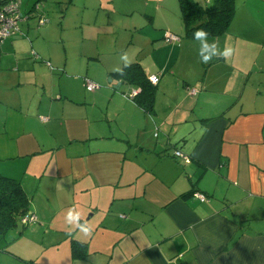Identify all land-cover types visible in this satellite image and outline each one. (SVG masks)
<instances>
[{
  "label": "crops",
  "instance_id": "1",
  "mask_svg": "<svg viewBox=\"0 0 264 264\" xmlns=\"http://www.w3.org/2000/svg\"><path fill=\"white\" fill-rule=\"evenodd\" d=\"M83 2L140 12L134 28L152 53L166 48V32L180 38L179 0ZM166 43L148 64L129 59L159 76L152 113L129 96L140 88L114 71L124 67L117 51L100 60L103 78H81L49 60L36 65L26 34L0 44V175L20 182L43 230L71 232L68 244L51 243L69 247V262L37 263L0 244V264H264V82L250 88L232 67L218 79L216 65L176 68L184 44ZM84 80L98 88L88 91ZM71 207L90 234L62 218L55 224L51 216ZM71 238L87 243L85 259L72 260Z\"/></svg>",
  "mask_w": 264,
  "mask_h": 264
},
{
  "label": "rangeland",
  "instance_id": "2",
  "mask_svg": "<svg viewBox=\"0 0 264 264\" xmlns=\"http://www.w3.org/2000/svg\"><path fill=\"white\" fill-rule=\"evenodd\" d=\"M261 4L258 7L245 0H235L236 12L239 15L235 16L234 22L230 23L222 37H215L219 41L221 50L225 46L230 47L233 49V55L227 62L224 60V62L214 61L204 64L205 67L217 66L212 69L217 79L224 74L222 68L227 70L232 67L230 72L234 70L242 72L235 73L233 76L238 77L242 83L248 82L251 85L250 88H256L257 84L264 82V3ZM251 10H254V13L247 15ZM21 11L23 14L29 13L31 17L22 22V25L19 24V30L16 33L26 34L31 40L34 53L38 54H35L38 56L36 65H46L41 61L49 60L51 67H59L57 73L66 66L68 73H78L81 78L88 77L90 74L103 78L104 67L100 60L107 61L108 53H111V58L117 55L116 51L120 58L123 53H127L129 59L137 58L142 63L148 64L170 45L165 42L166 48L162 51L157 53L149 51L148 43L143 42L139 32L134 28L135 25H141L140 22L143 20L138 11L123 14L126 13L123 10L100 8L95 3L84 6L83 0H72V2L71 0H22ZM238 16L241 18L238 19ZM253 18L257 20H252ZM40 21L44 23L40 24ZM182 22L180 16L176 18V26L180 27V31L174 32L181 39L171 43H176L178 46L183 42L182 53L175 67L184 65L186 71L190 72L188 66L192 65L191 70L202 66L197 55L199 42L186 35ZM236 29H238L237 33H235ZM212 38L209 37V40L211 41ZM199 70L200 67L195 71L199 72ZM203 74L201 72L199 77L201 78ZM105 83L112 86L109 83V77L105 78ZM71 209L74 208L71 207ZM61 214L62 216L60 213L51 216L55 217V224L61 218L63 222H66L68 211L65 214L62 211ZM37 225L31 222L21 233V225L10 230L4 238L0 237L1 248L15 255L33 258L37 263L50 262L54 259L62 261L66 257L69 258V262L67 245H64V249L58 246L59 251L51 248V243L55 240L61 244L63 242L68 244V240H64L68 233L57 232L55 228L57 229L58 226L55 225L53 229L46 231L41 228L43 225ZM72 228L76 227L73 225ZM72 235L75 237L74 234Z\"/></svg>",
  "mask_w": 264,
  "mask_h": 264
},
{
  "label": "trees",
  "instance_id": "3",
  "mask_svg": "<svg viewBox=\"0 0 264 264\" xmlns=\"http://www.w3.org/2000/svg\"><path fill=\"white\" fill-rule=\"evenodd\" d=\"M235 9V0H204V4H199L196 0H179L180 17L185 33L190 38H193V32L198 27L208 30L209 37L224 35L232 21ZM123 71L122 76L116 73L117 76L140 88L133 98L145 112L152 113L156 87L150 82L139 63H130V66L123 67ZM194 192L191 191L185 195H193ZM29 213L35 215L30 212V197L20 182L0 175V237L4 238L10 230L19 225L22 227L21 233L31 223L22 221L23 217ZM37 221L36 217L35 222ZM70 250L72 260L85 259L88 255L87 243L74 238L70 239Z\"/></svg>",
  "mask_w": 264,
  "mask_h": 264
},
{
  "label": "built area",
  "instance_id": "4",
  "mask_svg": "<svg viewBox=\"0 0 264 264\" xmlns=\"http://www.w3.org/2000/svg\"><path fill=\"white\" fill-rule=\"evenodd\" d=\"M25 16L21 11V0H0V44L8 37L14 35L19 30V24L24 20ZM44 21H40L43 24ZM180 38L174 34L166 32L164 34L163 40L165 42H176ZM149 80L153 85H156L159 81L158 75H149ZM85 88L88 91H94L98 86L89 80H84ZM189 94L195 95L197 93L196 88H189ZM138 93V90L132 89L129 93L130 97H134ZM175 157L183 158L186 162H189V157L185 156L181 151L175 150ZM193 197L198 199L200 202L208 201V197L201 192H194ZM23 222H35L36 215H31L30 213L23 217Z\"/></svg>",
  "mask_w": 264,
  "mask_h": 264
},
{
  "label": "clouds",
  "instance_id": "5",
  "mask_svg": "<svg viewBox=\"0 0 264 264\" xmlns=\"http://www.w3.org/2000/svg\"><path fill=\"white\" fill-rule=\"evenodd\" d=\"M210 33L204 28H196L193 32V39L199 42V47L197 50V55L200 58V62L204 64L210 63L214 58L223 59L225 62L229 61L233 55V49L225 46L221 50L219 46V41L217 38L213 37L212 40H209ZM121 60L123 61L124 67L130 66L131 61L128 58L127 53L121 55ZM115 72L119 73L121 76L124 74L123 68L117 67L114 69ZM81 214L75 209H70L66 216V222L69 225H74L80 231L86 235L91 233V229L87 226L86 223H81ZM71 235V232L68 233Z\"/></svg>",
  "mask_w": 264,
  "mask_h": 264
}]
</instances>
